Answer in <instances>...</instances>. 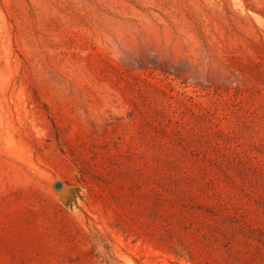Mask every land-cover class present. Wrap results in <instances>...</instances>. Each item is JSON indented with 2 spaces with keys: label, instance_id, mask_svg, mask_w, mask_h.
<instances>
[{
  "label": "rangeland",
  "instance_id": "374dc122",
  "mask_svg": "<svg viewBox=\"0 0 264 264\" xmlns=\"http://www.w3.org/2000/svg\"><path fill=\"white\" fill-rule=\"evenodd\" d=\"M0 264H264V0H0Z\"/></svg>",
  "mask_w": 264,
  "mask_h": 264
},
{
  "label": "water",
  "instance_id": "95a60500",
  "mask_svg": "<svg viewBox=\"0 0 264 264\" xmlns=\"http://www.w3.org/2000/svg\"><path fill=\"white\" fill-rule=\"evenodd\" d=\"M62 186V184L60 183V182H58L57 184H56V187L57 188H60Z\"/></svg>",
  "mask_w": 264,
  "mask_h": 264
}]
</instances>
